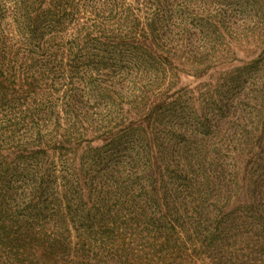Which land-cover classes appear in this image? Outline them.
Masks as SVG:
<instances>
[{
	"label": "rangeland",
	"instance_id": "obj_1",
	"mask_svg": "<svg viewBox=\"0 0 264 264\" xmlns=\"http://www.w3.org/2000/svg\"><path fill=\"white\" fill-rule=\"evenodd\" d=\"M65 4L42 68L0 0L8 67L76 96L53 152L0 75V264H262L264 0Z\"/></svg>",
	"mask_w": 264,
	"mask_h": 264
},
{
	"label": "trees",
	"instance_id": "obj_2",
	"mask_svg": "<svg viewBox=\"0 0 264 264\" xmlns=\"http://www.w3.org/2000/svg\"><path fill=\"white\" fill-rule=\"evenodd\" d=\"M65 1L66 0H13V6L16 10H26L24 12H18L19 17L23 21L25 20L27 21V23L28 21L31 22V26L29 24L28 29L23 30L24 40L28 42L29 45H33L34 47H36L35 49L37 50H33L31 59L33 62L38 63L42 68H45V61L50 55L47 53L49 51L47 49L49 48L46 47V44L48 42L54 41L55 39L62 38L66 34V30L57 28L59 27V13L58 11H56L69 9L67 4H65ZM72 34H74L73 39L77 44L82 43L84 38L92 39L89 31H86L83 35L82 31L74 29V33L71 31L69 35ZM139 44L140 43L136 41L134 43V47L138 49ZM82 47L83 46L81 45L80 49H82ZM149 48L151 49V47ZM0 49L2 48L0 47ZM39 51H41L40 55L43 54L42 57L37 56V52ZM138 53L143 54L144 51L139 50ZM5 54V52L0 50V75H4L6 77L11 76L13 82L12 91H9V95L11 97V100L16 103L13 104L15 109L11 112L14 115V119L20 120L22 118H27V123L35 121V119H37L38 128L36 134H40V141H42V135L43 146L45 145L47 149L51 147V150H53V152L59 150L61 147L65 148L70 143L69 138H66L65 135L61 133H58L54 136H50L48 133L44 135L45 133L43 132V129H50L53 125H55V123H61L65 120L67 121L68 115L72 112V110H68L69 108L67 107V105H69V101L74 103V97L76 96L74 94H71L70 97L57 96V98H59L58 102L57 98L52 96V94L48 91L49 86L45 82H39V84L36 85L33 84V80H31V82H27L26 84H24L23 72L21 71L23 70V68L12 71L10 67H8V64H6V62L4 61L3 57ZM145 54L150 56L153 55L149 51H146ZM162 57L164 59L168 58L165 56ZM169 64L171 63L169 62ZM58 84H60V82ZM3 91H5L3 92L5 96H3L2 94L0 95V104L3 101H5L4 104H6V100L4 99L6 98L8 91L5 89ZM49 131L51 133H55L53 131V128ZM50 144L52 146H50ZM43 146H41L39 151H43ZM12 153L13 151L11 152L9 150L0 149V179L1 177H7L5 173L13 163V157H11ZM0 189L2 188L0 187ZM248 206L250 205L247 204V207ZM262 217L263 215L257 217V222ZM3 223L4 222H2V225ZM261 226L262 227L260 228H263L264 223H262ZM73 257L75 256L73 255ZM76 261L77 260L75 259V262ZM246 263L241 262V264ZM262 264H264V262H262Z\"/></svg>",
	"mask_w": 264,
	"mask_h": 264
}]
</instances>
